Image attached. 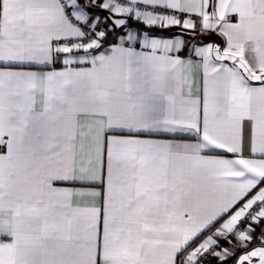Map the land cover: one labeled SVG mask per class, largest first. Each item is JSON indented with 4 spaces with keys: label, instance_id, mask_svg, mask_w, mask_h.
Instances as JSON below:
<instances>
[{
    "label": "snow or ice",
    "instance_id": "1",
    "mask_svg": "<svg viewBox=\"0 0 264 264\" xmlns=\"http://www.w3.org/2000/svg\"><path fill=\"white\" fill-rule=\"evenodd\" d=\"M0 264H264V0H0Z\"/></svg>",
    "mask_w": 264,
    "mask_h": 264
},
{
    "label": "crops",
    "instance_id": "2",
    "mask_svg": "<svg viewBox=\"0 0 264 264\" xmlns=\"http://www.w3.org/2000/svg\"><path fill=\"white\" fill-rule=\"evenodd\" d=\"M101 15H104V16H106V15H108V13L107 12H102L101 13ZM130 26L132 27V28H139V27H136V26H134V25H132V21H130ZM140 29H142V30H144V31H149L151 34H153V35H157V36H171V35H173L174 33H176V32H178V29L177 28H171V29H164V30H166V32L167 33H153L152 31H150V30H148V29H145V28H140ZM169 31H171V32H169ZM109 39H110V37H109ZM210 40H219V38H214V37H206L205 38V42H208V41H210ZM220 41V40H219ZM257 231H259V230H257Z\"/></svg>",
    "mask_w": 264,
    "mask_h": 264
},
{
    "label": "trees",
    "instance_id": "3",
    "mask_svg": "<svg viewBox=\"0 0 264 264\" xmlns=\"http://www.w3.org/2000/svg\"><path fill=\"white\" fill-rule=\"evenodd\" d=\"M132 25H134V26H136V27H139V28H145L142 24H138V23H136V22H134V21H132ZM145 29H147V28H145ZM148 30H150V31H152L153 33H167L166 32V30H161V29H159V28H157V27H153V28H151V29H148ZM169 32H171V31H169ZM212 37H214V38H218V37H215V36H212ZM110 39H111V37H110ZM259 230V229H258ZM259 232V231H258Z\"/></svg>",
    "mask_w": 264,
    "mask_h": 264
},
{
    "label": "water",
    "instance_id": "4",
    "mask_svg": "<svg viewBox=\"0 0 264 264\" xmlns=\"http://www.w3.org/2000/svg\"><path fill=\"white\" fill-rule=\"evenodd\" d=\"M215 41L220 42L219 40H215Z\"/></svg>",
    "mask_w": 264,
    "mask_h": 264
}]
</instances>
